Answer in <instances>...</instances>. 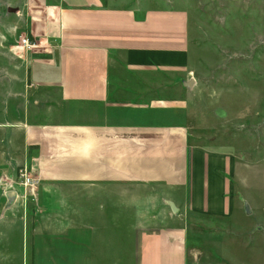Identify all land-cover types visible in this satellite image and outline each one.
Instances as JSON below:
<instances>
[{"label":"crops","instance_id":"obj_1","mask_svg":"<svg viewBox=\"0 0 264 264\" xmlns=\"http://www.w3.org/2000/svg\"><path fill=\"white\" fill-rule=\"evenodd\" d=\"M19 2L0 22V175L40 184L11 204L0 184V264H226L188 251L187 223L236 201L232 156L193 142L189 101L165 95L187 80L186 9Z\"/></svg>","mask_w":264,"mask_h":264},{"label":"rangeland","instance_id":"obj_2","mask_svg":"<svg viewBox=\"0 0 264 264\" xmlns=\"http://www.w3.org/2000/svg\"><path fill=\"white\" fill-rule=\"evenodd\" d=\"M164 1L189 13L184 77L195 79L191 88L177 81L179 93L171 79L165 95L189 101L191 140L229 153L234 164L233 215L191 219L188 251L226 264H264V0ZM18 6L19 0H0V22Z\"/></svg>","mask_w":264,"mask_h":264},{"label":"built area","instance_id":"obj_3","mask_svg":"<svg viewBox=\"0 0 264 264\" xmlns=\"http://www.w3.org/2000/svg\"><path fill=\"white\" fill-rule=\"evenodd\" d=\"M21 47L26 50H32L38 46L37 42L31 39L29 36H24L20 38ZM0 184H4V188L7 191H11L15 184H22L25 188H28L32 194H35L39 184L40 179L32 175L31 172L26 167H20L17 171V175L13 178L2 174L0 175Z\"/></svg>","mask_w":264,"mask_h":264},{"label":"water","instance_id":"obj_4","mask_svg":"<svg viewBox=\"0 0 264 264\" xmlns=\"http://www.w3.org/2000/svg\"><path fill=\"white\" fill-rule=\"evenodd\" d=\"M194 83H195V79L194 78H190L189 80H184L183 81L184 86H186L188 88H191ZM7 197H8V204H11L14 201L15 197H16V192L15 191L8 192ZM245 212L247 214H249L251 212L248 204H245Z\"/></svg>","mask_w":264,"mask_h":264}]
</instances>
